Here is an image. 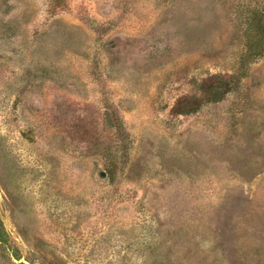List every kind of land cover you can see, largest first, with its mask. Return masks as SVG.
<instances>
[{"label":"rangeland","instance_id":"374dc122","mask_svg":"<svg viewBox=\"0 0 264 264\" xmlns=\"http://www.w3.org/2000/svg\"><path fill=\"white\" fill-rule=\"evenodd\" d=\"M0 264H264V0H0Z\"/></svg>","mask_w":264,"mask_h":264}]
</instances>
